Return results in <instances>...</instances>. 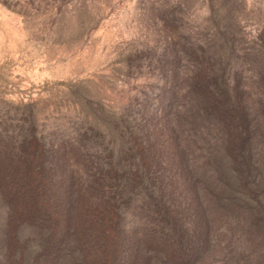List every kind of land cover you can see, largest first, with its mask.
<instances>
[{
  "label": "rangeland",
  "instance_id": "1",
  "mask_svg": "<svg viewBox=\"0 0 264 264\" xmlns=\"http://www.w3.org/2000/svg\"><path fill=\"white\" fill-rule=\"evenodd\" d=\"M232 37L235 51L264 37V0H0V168L20 166L32 181L15 190L13 180L9 191L0 177V264H29L42 247L67 244L49 232L59 235L67 223L78 264L92 258L89 244H102L107 264L129 248L133 229L151 215L147 200L136 210L143 185L129 184L140 157L150 162L138 148L150 154L144 141L162 142L153 123L164 104H183L174 93L178 73L198 72L216 53L217 77L230 79L238 59L228 64L222 54ZM185 123V151L195 163L202 144L189 132L192 121ZM59 149L117 169V191L103 186L104 207L78 193L67 221L60 168L74 160ZM259 169L263 174L264 165ZM248 223L242 210L215 217L207 256L175 264H264V226Z\"/></svg>",
  "mask_w": 264,
  "mask_h": 264
},
{
  "label": "trees",
  "instance_id": "2",
  "mask_svg": "<svg viewBox=\"0 0 264 264\" xmlns=\"http://www.w3.org/2000/svg\"><path fill=\"white\" fill-rule=\"evenodd\" d=\"M234 38L229 42L230 51L222 54L228 64L232 58L238 59L231 67L230 79L223 74L217 77L221 55L216 53L208 55L199 70L203 74L195 71L180 76L173 72L172 78L177 77L176 73L180 78L174 93L183 104L175 105L174 101L164 104L159 120L153 123L162 142L159 138L144 141L151 149L147 154L145 146L138 148L139 143L132 140L131 146L145 152L150 162L140 157L141 167L133 172L134 179L129 184L143 185L136 210L147 200L151 215L143 218L141 226H135L129 248L120 247L116 257L111 258V264H175L182 256L205 257L208 254L205 244L210 242L215 217L225 218L230 211H245L251 227L264 226V173H259L260 165H264V37L241 51L234 50ZM246 70L251 73L245 74ZM253 87L256 91L251 94ZM186 120L192 121L194 131L189 132L194 142L202 144L195 163L185 151ZM58 152L74 160L60 168L65 187L61 208L67 221H70L72 200L78 193L93 198L94 206L99 203L104 207L107 194L117 191L120 175L117 169L114 172L107 164L94 162L78 151L72 156L60 149ZM165 162L168 177L160 168ZM40 171L37 170L39 175ZM192 171L197 175L195 178ZM0 172V177L8 180L9 191L14 186L13 180L19 181L15 183L18 186L15 190L29 188L32 183L27 169L20 166L0 168ZM104 185H108V193ZM22 193L25 195L24 189ZM66 228L68 230L62 229L59 235L55 228L49 232L57 235L55 241L66 237L67 244L49 251L42 247L29 264H67L68 261L78 264L80 249L74 243L77 237L71 224L67 223ZM117 233L121 241L120 231ZM102 234L105 232L100 236ZM86 251L92 258L86 259L84 264L108 263L101 243L89 244Z\"/></svg>",
  "mask_w": 264,
  "mask_h": 264
}]
</instances>
